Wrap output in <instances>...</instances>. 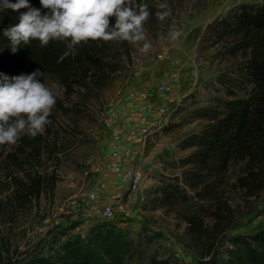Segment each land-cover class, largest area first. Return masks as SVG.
I'll return each instance as SVG.
<instances>
[{
	"label": "rangeland",
	"instance_id": "374dc122",
	"mask_svg": "<svg viewBox=\"0 0 264 264\" xmlns=\"http://www.w3.org/2000/svg\"><path fill=\"white\" fill-rule=\"evenodd\" d=\"M171 1L158 0L156 8L164 19L156 14L155 24H144L152 44L150 51H140L142 42H128L129 56L122 53L116 61L110 59L112 64L118 63V71L106 78L85 106L79 104L78 93L68 96L53 79L40 78L56 96L55 104L62 108L52 109L54 119L44 131L41 161L33 170L54 171L55 188L22 206L15 201L9 203L18 189L14 178L24 177L13 160L6 157L18 142L4 145L0 156V243L4 259L23 264L34 257H62L66 242H74L81 235L86 238L94 226H111L113 222L102 216V210L110 207L119 226L115 230L131 243L122 264H150L152 256L171 264H209L212 253H199L184 234L181 216L194 202L190 194L172 207L161 206L160 188L181 181L185 169L179 167V160L193 149L181 150L178 144L205 127L207 121L197 116L211 108L221 112L222 104L230 99L218 80L226 81L234 76V70L211 59L215 50L202 43L206 26L237 4L263 0H173L172 5ZM31 7L40 9L41 14L47 11L39 0ZM171 31H178L179 37L171 39ZM143 106L153 124L150 141L144 146L129 134L139 127ZM53 143L60 150L50 156ZM114 145L116 159L111 157ZM127 149L132 155L121 162V154ZM114 161L115 167L111 165ZM95 164L101 165L98 172L91 171ZM128 169L140 171L143 176L133 193L121 180V174ZM179 186L186 190L181 183ZM103 192V197L113 202L96 206ZM254 202V211L215 243L216 255L211 264H264V250L255 248L248 253L232 241L264 228V197ZM87 220L93 222L88 229L84 225ZM205 224L211 221L206 219Z\"/></svg>",
	"mask_w": 264,
	"mask_h": 264
},
{
	"label": "trees",
	"instance_id": "16d2710c",
	"mask_svg": "<svg viewBox=\"0 0 264 264\" xmlns=\"http://www.w3.org/2000/svg\"><path fill=\"white\" fill-rule=\"evenodd\" d=\"M35 2L28 0L31 6ZM157 2L132 0L134 4L149 6L151 15L145 22L147 26L155 24ZM26 11L27 8L0 11V73L9 77L40 70L43 78L53 79L68 96L75 92L81 95L79 104L85 106L97 95L106 78L118 71V63L112 64L110 59L116 61L122 53L129 56L128 41L119 40L81 42L62 61L60 57L68 50L70 40L50 41L43 47L39 41L32 40L29 44L21 43L13 52L3 33L17 25L20 15ZM203 41L208 49L215 50L212 60L234 70V76L226 81L218 80L230 99L222 104L221 112L211 108L199 114L197 117L207 121L205 127L179 142V149H193L179 160V167L185 169L179 183L186 190H180L177 180L176 184H167L160 188L159 204L172 207L175 201L186 200V195L190 194L194 202L186 206L181 216L185 223L184 234L189 245L196 247L199 253H212L208 262L211 264L216 255L215 243L242 217L254 211V201L264 197V0L235 5L206 26ZM48 119H54V111ZM45 131L48 128L45 127ZM4 145H0V156L4 153ZM44 145V132L35 137L22 134L14 152L6 155L24 177L22 180L14 178L18 189L13 198L8 199L9 203L15 201L22 206L41 193L53 192L54 171L33 170L40 164ZM53 147L48 153L50 156L60 150L55 143ZM206 219L211 221L210 225L205 224ZM232 241L248 253H253L255 248L264 250V228L248 236L232 238ZM2 245L0 243V264H18L11 258H3ZM130 246L121 232L115 230V224H103L94 226L86 238L77 237L74 242H66L62 257H34L23 264H122ZM150 264L171 262L152 256Z\"/></svg>",
	"mask_w": 264,
	"mask_h": 264
},
{
	"label": "clouds",
	"instance_id": "9594fccd",
	"mask_svg": "<svg viewBox=\"0 0 264 264\" xmlns=\"http://www.w3.org/2000/svg\"><path fill=\"white\" fill-rule=\"evenodd\" d=\"M41 8H32L28 0H0V11L12 9L22 13L19 23L4 30L11 50L32 40L47 46L50 41L70 40L60 61L70 55L75 46L88 40L142 42L140 51L152 48L144 29L151 13L145 3L132 0H39ZM164 19V14L159 13ZM114 19V23H113ZM178 31L169 36L175 40ZM44 73L36 70L28 75L9 77L0 73V145H14L22 134L35 137L43 134L50 123L48 117L56 103L53 91L40 81Z\"/></svg>",
	"mask_w": 264,
	"mask_h": 264
},
{
	"label": "built area",
	"instance_id": "2783aa9c",
	"mask_svg": "<svg viewBox=\"0 0 264 264\" xmlns=\"http://www.w3.org/2000/svg\"><path fill=\"white\" fill-rule=\"evenodd\" d=\"M162 89V87L160 88ZM143 109V114L139 117V127L136 129H133L129 132L130 136H132L133 138L136 139L137 143H139V145L144 146L145 143H147L149 140V137L151 135V127H152V123L149 120V117L147 116V108L146 106L142 107ZM161 113L164 112V109H160L159 110ZM132 155V151L127 149L124 150L121 154L120 157V161L121 162H126ZM112 158H117V145L112 146V154H111ZM113 167L116 166V162H112L111 164ZM91 171L93 172H98L99 168L97 166H93L91 167ZM87 173V172H86ZM85 173V174H86ZM142 174L140 173V171L137 170H125L122 174H121V180L127 184V189L130 193L135 192L141 181H142ZM102 216L105 220L113 222V224H115L116 222V218L112 212V209L110 207H105L102 210ZM121 218L123 219H127V215L121 214L120 215Z\"/></svg>",
	"mask_w": 264,
	"mask_h": 264
},
{
	"label": "crops",
	"instance_id": "0c3cea01",
	"mask_svg": "<svg viewBox=\"0 0 264 264\" xmlns=\"http://www.w3.org/2000/svg\"><path fill=\"white\" fill-rule=\"evenodd\" d=\"M100 165V164H99ZM99 165L98 164H95V166H97V167H99ZM101 166V165H100ZM106 192H103V193H101L100 194V197H98L97 198V201H96V203H95V205L96 206H102V205H105V204H108V203H112L113 201H111L110 199H109V197H107V198H104L103 197V195L105 194ZM92 223L93 222H91V221H89V220H87L86 222H84V225L87 227V229L88 228H90L91 226H92ZM115 226H117V224H115ZM117 227H119V226H117ZM81 238H84L85 236L84 235H81L80 236Z\"/></svg>",
	"mask_w": 264,
	"mask_h": 264
}]
</instances>
